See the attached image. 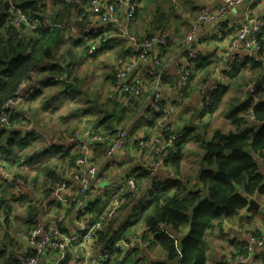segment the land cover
<instances>
[{"label":"clouds","instance_id":"clouds-1","mask_svg":"<svg viewBox=\"0 0 264 264\" xmlns=\"http://www.w3.org/2000/svg\"><path fill=\"white\" fill-rule=\"evenodd\" d=\"M0 264H264V0H0Z\"/></svg>","mask_w":264,"mask_h":264},{"label":"trees","instance_id":"trees-1","mask_svg":"<svg viewBox=\"0 0 264 264\" xmlns=\"http://www.w3.org/2000/svg\"><path fill=\"white\" fill-rule=\"evenodd\" d=\"M237 107H239V106H237Z\"/></svg>","mask_w":264,"mask_h":264}]
</instances>
